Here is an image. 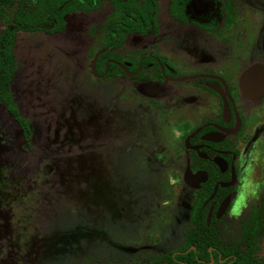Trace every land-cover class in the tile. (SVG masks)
<instances>
[{
  "label": "flooded vegetation",
  "instance_id": "af4514ba",
  "mask_svg": "<svg viewBox=\"0 0 264 264\" xmlns=\"http://www.w3.org/2000/svg\"><path fill=\"white\" fill-rule=\"evenodd\" d=\"M54 2L40 11L49 19L40 29L16 30L13 48L23 32L53 35L69 19L96 16L93 70L117 82L136 146L176 200L143 234L63 264H264V0ZM0 21L1 42L14 27ZM16 227L0 222V247ZM8 258L0 249V264Z\"/></svg>",
  "mask_w": 264,
  "mask_h": 264
},
{
  "label": "rangeland",
  "instance_id": "374dc122",
  "mask_svg": "<svg viewBox=\"0 0 264 264\" xmlns=\"http://www.w3.org/2000/svg\"><path fill=\"white\" fill-rule=\"evenodd\" d=\"M95 17L15 40L9 93L32 148L0 104V222L17 225L10 247H0L9 255L2 264H63L86 250L103 252L100 242L143 234L176 202L156 164L146 163L148 150L136 146L135 120L117 82L93 70L88 28L100 22Z\"/></svg>",
  "mask_w": 264,
  "mask_h": 264
},
{
  "label": "trees",
  "instance_id": "16d2710c",
  "mask_svg": "<svg viewBox=\"0 0 264 264\" xmlns=\"http://www.w3.org/2000/svg\"><path fill=\"white\" fill-rule=\"evenodd\" d=\"M57 6L58 2H54V0H0V15L14 27L13 30L5 31L0 42V103L23 128H27L26 123L20 118L7 91L14 76L13 41L15 32L17 29H40V23L49 20L41 18L40 11L44 9L53 12Z\"/></svg>",
  "mask_w": 264,
  "mask_h": 264
}]
</instances>
